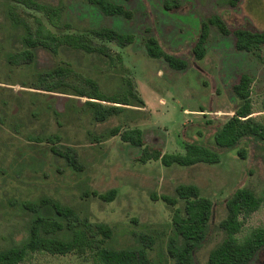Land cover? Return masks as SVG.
<instances>
[{"label":"rangeland","instance_id":"obj_1","mask_svg":"<svg viewBox=\"0 0 264 264\" xmlns=\"http://www.w3.org/2000/svg\"><path fill=\"white\" fill-rule=\"evenodd\" d=\"M34 1L43 10L0 0V251L21 246L27 238L36 215L23 205L48 199L72 208L80 225L109 226L112 236L106 248L143 250L152 264H177L169 254L173 245H181L172 225L174 209L160 197L175 198L179 185H195L212 202V211L192 264H207L210 251L224 239L219 223L230 196L242 188L264 196L261 145L242 140L225 150L213 142L237 106L232 86L241 74L252 78V117L264 120V46L258 56L239 52L231 35L211 27L202 61H195L192 48L201 22L211 15H218L231 32L263 31L264 0H241L236 7L227 0H110L130 10V20L104 16L84 0ZM38 21L56 37L106 27L135 39L125 48L106 44L112 61L60 46L56 53L36 49L28 63L19 56L25 49L23 25L35 29ZM146 29L165 53L186 60L188 68L175 71L162 60L149 59L142 42ZM93 45L105 44L95 39ZM56 68L72 70L71 86L83 87L84 79H92L108 96L125 94L130 85L143 106L125 107L118 116L97 123L84 107L87 99L35 89L38 77ZM116 126L140 129L145 144L163 153L184 154V145L194 143L215 152L220 162L192 167L137 162L139 148L122 143L119 136L106 138ZM54 136V146L71 149L80 170L50 152L47 138ZM110 190L116 191L110 203L93 196ZM176 208L182 209L183 202ZM38 214L54 218L48 206ZM258 227H264V207L244 220L238 236ZM94 239L82 254L29 253L19 264H104L97 255L100 237ZM251 264H264V250Z\"/></svg>","mask_w":264,"mask_h":264},{"label":"trees","instance_id":"obj_2","mask_svg":"<svg viewBox=\"0 0 264 264\" xmlns=\"http://www.w3.org/2000/svg\"><path fill=\"white\" fill-rule=\"evenodd\" d=\"M22 5L26 9L43 10L34 0H10ZM94 6L101 14L107 17H119L130 20L133 13L122 5L115 4L110 0H84ZM241 0H227L229 7H236ZM169 9L168 6H166ZM48 10V9H47ZM57 16L56 12H53ZM211 27L223 36L231 35L234 39V47L239 52L257 55L264 46V30L254 32L248 29H236L230 31L218 15H211L201 22L198 37L192 48L195 61H202L206 55V44L209 39ZM24 36L22 44L25 49L20 53L23 61L31 63L34 60V51L38 48L56 53L60 46L74 49L87 55H96L101 59L109 57L106 44H115L119 48H125L134 43V36L118 32L112 28H101L89 33L67 34L56 37L40 21L37 27L24 24ZM103 42L105 45H93V40ZM143 47L149 59L162 60L172 70L184 71L188 68L186 60L165 53L157 39L145 30ZM258 56V55H257ZM73 76L71 69L56 68L51 72L40 75L35 89L47 93H58L79 98L87 101L84 107L91 113L97 123H103L108 119L121 114L125 107L143 106L142 101L136 99L130 85L125 94L105 95L100 91L96 81L84 79L83 87L71 86L68 82ZM252 78L248 74H241L232 86V94L237 102L233 115L214 134V145L220 149L229 150L235 148L242 140H252L261 145L264 152V120L258 121L252 117V102L250 87ZM131 100H136L133 105ZM119 136L122 143L139 148L140 153L137 162L147 163L158 161L163 167L179 166L192 167L197 164L216 165L220 162L219 156L194 143L184 145V154H166L161 150L148 146L144 142L143 132L138 128L125 129L116 126L112 128L106 138ZM97 140V139H96ZM50 143V152L64 159L68 165L80 170L77 160L71 149L60 150L54 145L58 137L47 138ZM238 155L245 158V151L239 150ZM175 198L167 196L160 200L173 208L172 225L176 236L180 239V246L175 245L169 254L174 257L177 264H192V253L204 241L207 234V226L211 217L212 202L201 196L195 185H179L175 189ZM99 200L110 203L116 196L115 190L105 194L96 195ZM153 200H157L155 196ZM178 201L183 202V208L178 209ZM48 206V212L52 213L49 218L39 215L41 207ZM23 207L36 216L30 221L28 236L18 247H12L0 251V264H19L29 253H49L52 255H66L69 253L82 254L92 248L94 237L99 236L97 255L104 264H152L143 250H111L106 248L105 241L112 236V229L105 224L80 225L76 212L56 201L48 199L37 203H25ZM264 207V196H258L249 188L236 190L225 204L226 215L219 223V228L224 233V239L210 251L207 264H251L257 255L264 250V227L251 229L243 237L238 235L242 232L244 220L251 214ZM66 234V238L59 235Z\"/></svg>","mask_w":264,"mask_h":264}]
</instances>
